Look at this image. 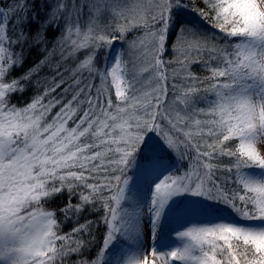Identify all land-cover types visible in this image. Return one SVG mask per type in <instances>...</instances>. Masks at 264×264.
I'll return each instance as SVG.
<instances>
[{
    "label": "snow or ice",
    "instance_id": "obj_1",
    "mask_svg": "<svg viewBox=\"0 0 264 264\" xmlns=\"http://www.w3.org/2000/svg\"><path fill=\"white\" fill-rule=\"evenodd\" d=\"M0 264H264V0H0Z\"/></svg>",
    "mask_w": 264,
    "mask_h": 264
},
{
    "label": "trees",
    "instance_id": "obj_2",
    "mask_svg": "<svg viewBox=\"0 0 264 264\" xmlns=\"http://www.w3.org/2000/svg\"><path fill=\"white\" fill-rule=\"evenodd\" d=\"M131 38V37H129ZM82 58V57H81ZM70 66H74V65H70ZM193 71H196L198 72V74L201 75L200 71H199V66H194L193 67ZM86 74V73H85ZM205 73H203L202 75H204ZM97 84H99V81H96ZM18 101L20 102H25L27 100V96L25 97H17L16 98ZM61 201L60 200H57V201H54L52 204L49 205V207H55L58 203H60ZM68 228H65V231H67Z\"/></svg>",
    "mask_w": 264,
    "mask_h": 264
},
{
    "label": "rangeland",
    "instance_id": "obj_3",
    "mask_svg": "<svg viewBox=\"0 0 264 264\" xmlns=\"http://www.w3.org/2000/svg\"><path fill=\"white\" fill-rule=\"evenodd\" d=\"M147 2V0H145ZM173 53L171 51L168 52V54L165 56V59H172Z\"/></svg>",
    "mask_w": 264,
    "mask_h": 264
}]
</instances>
